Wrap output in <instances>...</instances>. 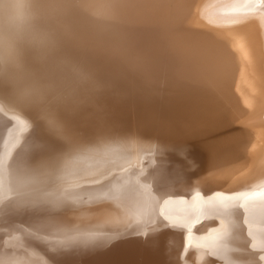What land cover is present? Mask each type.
Returning a JSON list of instances; mask_svg holds the SVG:
<instances>
[{"label": "bare ground", "instance_id": "obj_1", "mask_svg": "<svg viewBox=\"0 0 264 264\" xmlns=\"http://www.w3.org/2000/svg\"><path fill=\"white\" fill-rule=\"evenodd\" d=\"M248 8L0 0V264H264V194L240 196L264 193V2ZM223 194L243 207H209ZM193 221V240L231 236L185 247Z\"/></svg>", "mask_w": 264, "mask_h": 264}, {"label": "snow or ice", "instance_id": "obj_2", "mask_svg": "<svg viewBox=\"0 0 264 264\" xmlns=\"http://www.w3.org/2000/svg\"><path fill=\"white\" fill-rule=\"evenodd\" d=\"M246 4L249 5V8L247 12L244 14H250L251 7L254 4V0H244ZM264 2V0H262ZM239 13L236 9H231L229 11H224L221 13L216 14V22L224 25H234L239 22ZM115 193V190H113ZM264 193H241L240 196L244 197L245 199H251L256 195H261ZM201 193H197L195 196L192 197L193 201H196L199 197H201ZM214 195H221V194H214ZM225 196H229V200H225L223 202H217L215 205H210L209 207L219 208L222 210H229L232 207L240 206L243 207V205H237L235 201H230V194H223ZM118 193L115 194H109L108 192L101 193L98 197V199L101 200H107L112 201L114 199H118ZM155 199H160V197H154ZM164 200H173V199H179L181 201L187 200V197H178L173 195L172 193L168 194L167 196L163 197ZM205 199H211V197H205ZM200 213H204V209L200 208L198 209ZM147 213L146 211H136L134 212L129 218L125 219L123 223L126 225V229H131L134 226L137 227V234L147 236L148 228H144L143 232L140 231L139 226L145 225V224H153L156 223V221L147 219ZM160 219L167 220L170 226H182V225H175L172 223L171 220H168V217L164 214H159ZM121 223L120 220L116 221V224L119 225ZM196 221L191 222L190 227L186 229V238H185V247H197L202 250H204L209 255H214L213 249H219L222 241L226 236H231V232L227 229V226L225 225V234L224 235H217L214 239L211 241L206 240L205 237L196 236L195 240H193V237L195 234L192 232V228L195 227ZM215 231V230H213ZM121 235L119 232L114 233H92L89 234L86 237L85 243L80 246V248H89L94 246H99L101 244L114 241L116 238H118ZM225 247L228 248L229 251H236V249H232L230 246L225 245ZM253 251H262L264 250V241L261 242V247H257V242L253 240L252 244L250 245Z\"/></svg>", "mask_w": 264, "mask_h": 264}]
</instances>
